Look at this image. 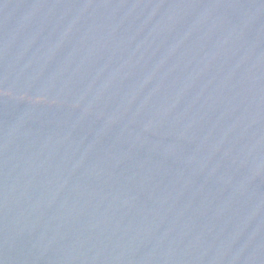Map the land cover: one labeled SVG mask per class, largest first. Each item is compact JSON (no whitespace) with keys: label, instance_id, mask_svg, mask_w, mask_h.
<instances>
[{"label":"water","instance_id":"obj_1","mask_svg":"<svg viewBox=\"0 0 264 264\" xmlns=\"http://www.w3.org/2000/svg\"><path fill=\"white\" fill-rule=\"evenodd\" d=\"M0 264H264V0H0Z\"/></svg>","mask_w":264,"mask_h":264}]
</instances>
